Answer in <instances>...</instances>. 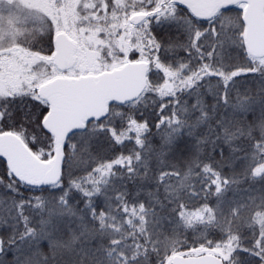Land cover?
<instances>
[{
	"label": "snow or ice",
	"instance_id": "obj_1",
	"mask_svg": "<svg viewBox=\"0 0 264 264\" xmlns=\"http://www.w3.org/2000/svg\"><path fill=\"white\" fill-rule=\"evenodd\" d=\"M132 12L129 58L147 65L150 103L110 100L102 115H81L58 132L46 119L59 101L39 83L0 96L5 130L13 102L26 104L17 124L44 134L33 131L27 143L34 165L46 166L22 173L0 153V264H175L174 254L203 264H264V53H253L246 39L249 0H138ZM42 20L27 47L51 57L62 25L48 12ZM0 55L16 49L0 48ZM185 136L184 159L168 164ZM99 142L108 145L103 152L95 150ZM141 169L131 193L116 184ZM229 190L244 194L228 197ZM129 207L144 226L139 239L106 223L118 213L127 228ZM180 229L192 232L191 246L170 239Z\"/></svg>",
	"mask_w": 264,
	"mask_h": 264
},
{
	"label": "rangeland",
	"instance_id": "obj_2",
	"mask_svg": "<svg viewBox=\"0 0 264 264\" xmlns=\"http://www.w3.org/2000/svg\"><path fill=\"white\" fill-rule=\"evenodd\" d=\"M60 1L64 3L65 0ZM53 2L54 0H0V48L16 49V55L12 57L0 55V96L27 91L22 85L34 82L44 88L47 84L62 79L81 76L96 79L104 71H111L125 63L133 62L129 58L131 51L136 47L135 30L131 23L134 16L132 5L138 3V0H111L108 3L107 0H100L102 13L100 17H95V22L88 27H78L73 19V23L70 22V13L64 5L53 8ZM97 3V0H75L74 9L79 15L80 12L94 8ZM109 4L115 10H112L109 23H102L108 16L106 8ZM124 7L130 11H126ZM122 10L128 12L127 16L123 17ZM44 12L54 17L58 15L62 25L57 30V34H63L67 50L62 64L54 60L56 52L51 57H45L27 47L41 30ZM21 43L24 44L23 48L20 47ZM45 64L52 67L47 69V76L40 77V73L46 71ZM14 139L34 156L29 146L19 137Z\"/></svg>",
	"mask_w": 264,
	"mask_h": 264
},
{
	"label": "water",
	"instance_id": "obj_3",
	"mask_svg": "<svg viewBox=\"0 0 264 264\" xmlns=\"http://www.w3.org/2000/svg\"><path fill=\"white\" fill-rule=\"evenodd\" d=\"M249 4L251 12L246 39L249 49L259 55L264 53V7H261L264 0H249ZM56 43L54 60L62 64L67 51L63 34H57ZM146 68V64L128 62L117 69L102 72L96 79L81 76L47 84L43 89L56 95L59 107L46 119V126L59 132L81 115H102L108 110L110 100L119 102L136 98L146 86ZM0 153L8 157L13 170L22 173L38 175L46 168L45 165H34L35 157L17 139L0 137ZM171 260L175 264H203L202 260L186 261L178 255H173Z\"/></svg>",
	"mask_w": 264,
	"mask_h": 264
},
{
	"label": "trees",
	"instance_id": "obj_4",
	"mask_svg": "<svg viewBox=\"0 0 264 264\" xmlns=\"http://www.w3.org/2000/svg\"><path fill=\"white\" fill-rule=\"evenodd\" d=\"M99 1L100 0H97L98 3H97V5L94 8L89 9L86 12L85 11L80 12L79 15L76 13V10L74 9L75 0H65L64 3H63V1H60L59 5H61V6L64 5V8L66 9V11L70 13V15H69L70 22H72L74 20V22L76 23V25L78 27H84V26L88 27V26L91 25V23L95 22L94 18L95 17H100V15L102 13V8H101V5H100ZM110 1L111 0H107V3L110 2ZM106 9H107L106 13L108 14V16H106L103 19L102 23H105V22L109 23L108 19L113 14L112 10H115L114 7L112 5H110V4L107 6ZM120 9H123V8L120 7ZM125 9H126V11L127 10L130 11V9H127V8H125ZM123 13H124L123 17H125V16H127L126 14L128 12H124L123 11ZM108 23H107V25H108ZM256 89H257V85L255 83H252L251 84V90H252V94L253 95H255ZM13 94H19V93L15 92ZM13 94H11V95H13ZM11 95H9V96H11ZM137 97H139V102L142 103V104L150 103V98H146L144 96V94H143V91ZM11 107H12V109H14V114L12 116V119L7 122L9 124V127H8L7 130L4 129L3 125H0V137H8V138H11V139L19 137V139L22 142H24L25 144L28 145L27 138H28V136H30L31 133H33V131L35 132V134L38 133L37 136H39V137H41V135L42 136L44 135L38 128H35V126H30V122L25 123L24 127L18 126L17 122L20 120L21 111L22 110L23 111H27L26 104H24L22 106L21 101L17 100L15 102H13ZM115 107H116V105H113L114 109H115ZM0 111H3L2 107H0ZM146 115L150 116L151 114H150V112H146ZM25 129L27 131H25ZM153 131H155V130H153ZM152 140H153L154 144H158L159 143V141L155 137H152ZM190 143H191V141H189L188 138L185 136L182 140L179 141V144L177 146V150L171 156L166 158V162L168 164H174L178 160H183L184 156L181 155V152H182L181 146L182 145H187V144H190ZM107 147H108V145H107L106 142H99V143H97V145L95 147V150L98 151V152H103L104 149H106ZM129 147H130V145H125V151H127V149ZM207 148L210 150L211 145H208ZM157 167H158V165L156 164V161L154 159L153 160V168L149 172L150 176L153 175V173H154V171H155V169ZM239 168H240V165H237V169H239ZM117 171H119V170H117ZM225 171H228V169H225ZM142 173H143V169H141V172L138 173L136 176H134L132 178H129L128 175L126 173H124L123 179L122 180H120V179L116 180V184L117 185L126 184L129 192L131 193V191H133L135 189V187H137V186H139L141 184V180L139 179V176L142 175ZM247 186H248L247 182H245V183L240 185V188H246ZM145 187L150 189V190H152V191H156V186L155 185H145ZM233 187H235V185ZM256 187H259V185H257ZM242 194H244V193H241V192H235L234 193L232 190H229L228 193H227V196L228 197H232L233 195L239 196V195H242ZM256 194L258 195V193H256ZM159 195H160L161 199L164 198L165 193H164L163 188H160ZM96 202L100 203L101 201L99 199H97ZM129 213H130V215L127 218V222H128V227L127 228L124 227L125 219L121 218L118 213L116 214L115 223L114 224L112 223L111 216L106 221V223L108 225H111L113 233H115L117 231V229H119V232H120L121 235L136 236V238L139 239V236H140V234L143 231V227H144L143 223L142 222H138L137 219L132 215L131 207H129ZM67 225H68V219L66 217L64 222L61 223L60 227H61V229H63L66 232ZM72 226L75 227V224L73 223ZM211 226H214V225H211ZM165 227H167V225H165ZM192 235L193 234H192L191 231H185L184 229H180L179 234L171 236L170 239H175V240H178V241L187 240L189 242V246H191L190 241H191ZM65 238H67V236ZM133 242H135V241H133ZM179 250L180 249L178 248L177 251H179ZM137 251H138L137 249H133V252H137ZM139 254H141V255L143 254L142 248L139 250Z\"/></svg>",
	"mask_w": 264,
	"mask_h": 264
}]
</instances>
